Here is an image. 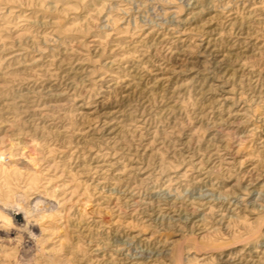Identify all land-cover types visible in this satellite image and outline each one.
<instances>
[{"label": "rangeland", "instance_id": "obj_1", "mask_svg": "<svg viewBox=\"0 0 264 264\" xmlns=\"http://www.w3.org/2000/svg\"><path fill=\"white\" fill-rule=\"evenodd\" d=\"M0 264H264V0H0Z\"/></svg>", "mask_w": 264, "mask_h": 264}]
</instances>
